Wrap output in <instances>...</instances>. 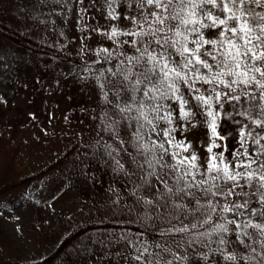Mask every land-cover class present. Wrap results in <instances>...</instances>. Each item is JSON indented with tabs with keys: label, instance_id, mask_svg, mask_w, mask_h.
I'll list each match as a JSON object with an SVG mask.
<instances>
[{
	"label": "snow or ice",
	"instance_id": "6c2138e0",
	"mask_svg": "<svg viewBox=\"0 0 264 264\" xmlns=\"http://www.w3.org/2000/svg\"><path fill=\"white\" fill-rule=\"evenodd\" d=\"M77 6L108 21L91 30L111 42L95 50L92 75L96 148L127 189L112 203L146 215L159 234L121 237L134 259L264 264V0ZM198 127L202 151L189 136Z\"/></svg>",
	"mask_w": 264,
	"mask_h": 264
},
{
	"label": "rangeland",
	"instance_id": "374dc122",
	"mask_svg": "<svg viewBox=\"0 0 264 264\" xmlns=\"http://www.w3.org/2000/svg\"><path fill=\"white\" fill-rule=\"evenodd\" d=\"M88 3L89 0H85V6ZM0 7L1 16L6 21L18 25L20 17L40 19L48 27L44 30L46 36L59 35L68 45L65 47L67 60L60 63L52 60L43 69V55L31 52L16 40L0 38V104L6 108L0 132L3 122L6 129H11L14 122L11 118L16 113L13 106L31 105L17 124L14 152L8 153L11 149L7 146L1 148L6 153L0 156V163L16 156L20 166L36 176L35 181L26 187L24 195L11 194L16 198L12 205L0 203V253L16 252L20 258L37 260L50 254L71 231L105 219L112 213L116 215L115 209L103 199L94 194L86 195L72 175L65 173V167L50 169L55 157L64 149V143L69 141L65 136L69 127L62 128L64 119L60 116L63 91L69 82L74 81L79 70L92 60V46L103 43L97 32L91 29L106 20L93 8L80 14L77 0H68V7L57 8L55 12L50 11L53 7L51 0H0ZM58 12L62 14L57 15ZM42 71L45 72L43 87H38L33 104H30L27 84ZM11 86L20 89L18 95L16 90L10 93L15 96L13 100L7 95ZM83 93L88 101L93 96V88L85 87ZM206 133V129L198 127L189 134L190 138L194 136L201 151ZM2 141L6 144L5 140ZM39 214L47 222L44 231L41 230ZM131 214L134 219H147L144 214ZM121 237L129 238L114 227L88 229L58 256L54 264H143L134 259L136 248L126 247Z\"/></svg>",
	"mask_w": 264,
	"mask_h": 264
},
{
	"label": "trees",
	"instance_id": "16d2710c",
	"mask_svg": "<svg viewBox=\"0 0 264 264\" xmlns=\"http://www.w3.org/2000/svg\"><path fill=\"white\" fill-rule=\"evenodd\" d=\"M1 14L2 8L0 7V38L16 40L31 52L43 55V57H45L41 62V65L44 67L43 69H45V65L49 64L52 60L60 63L68 59L67 50L65 48L68 47V45H66L63 38L59 35H54L53 37L46 36L44 30L48 27L40 19L30 20L25 17H20L18 18L20 24L17 25L13 21H6ZM100 26L107 28L108 21L96 27ZM97 35L103 43H97L92 46V60L87 63V67L79 70L74 81L69 82L63 91L64 103L63 106L60 107V116L64 119L62 128L69 127L65 133L66 140L69 141L64 143V149H61L60 154L55 157L50 169L65 167V173H70L72 175L79 183L80 189L86 193V195L94 194L96 197L103 199L105 203L107 202L108 206L110 205L115 209L116 215L112 213L111 216L105 219L93 221L85 227H80L71 231L60 241L50 254L40 259H23L18 256V253L11 251L14 253H6L5 255L4 253H0V264H54L58 256L77 239V237L83 234L84 231L98 227H114L117 232L122 230L129 238L143 237L150 241L157 240L156 236L158 235L154 232L156 223L149 219L143 220L139 217L134 219L131 214L132 212L129 213L127 210H121L120 205H114L112 203V201L116 199L117 194H119L120 199L123 201L127 189L124 187L123 180L118 174L112 171L109 158L106 155L102 157L97 151L95 144V139L97 138V121L94 120L93 117L97 112L96 106L100 104L101 101L98 99V88L92 73L100 68L102 63V61L100 63H94V61L99 60V56L95 50L101 47L111 46L110 41L102 37L99 33H97ZM35 64L36 62L34 65ZM106 66L107 65H105V67ZM44 71L29 79L31 81L27 84V89L29 91L27 99L30 104H33L38 87H43ZM22 85L24 86V84ZM85 87L93 88V96L88 101L84 98L83 92ZM15 88L18 87L11 86L10 91L7 93L8 96L12 97V100L15 96H11L10 93L16 90ZM16 91L17 93L15 94L18 95L20 89ZM30 106H13L16 113L11 118L14 122L11 124L10 130L6 129V125L3 122L0 132V142L5 140L6 144L2 141L0 145V156L6 153V150L1 149L5 146L11 149V152L8 151V153L11 154L14 152L12 149H14L16 142L15 138L18 133L17 124L20 122L19 119L21 116H24L25 112L28 110L27 108ZM5 115L6 108H3L0 104V123L2 118L4 120ZM8 121L9 120H7L6 123ZM8 127H10V125ZM217 151H219V149H217ZM15 153H17V151ZM35 179L36 176L34 174L27 173L26 168L20 166L16 160V156L9 160L6 159L5 163H0V203L12 205L16 198H14L13 195L11 196V194L15 192L17 195H24L26 193V187L34 182ZM38 218L41 224V230L44 231L47 222L42 214H39ZM0 232H2L1 229ZM5 239L7 240L6 237Z\"/></svg>",
	"mask_w": 264,
	"mask_h": 264
}]
</instances>
